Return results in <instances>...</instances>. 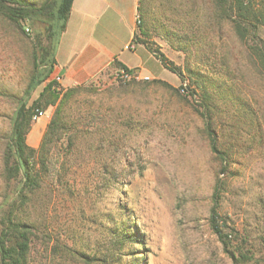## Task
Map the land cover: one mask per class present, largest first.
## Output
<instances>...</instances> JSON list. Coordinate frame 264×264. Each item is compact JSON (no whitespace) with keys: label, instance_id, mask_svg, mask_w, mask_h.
Listing matches in <instances>:
<instances>
[{"label":"rangeland","instance_id":"1","mask_svg":"<svg viewBox=\"0 0 264 264\" xmlns=\"http://www.w3.org/2000/svg\"><path fill=\"white\" fill-rule=\"evenodd\" d=\"M221 2L141 0L150 32L183 49L182 77L166 86L133 71L81 87L64 110V136L47 158L35 156L33 189L4 169L11 119L49 80L61 94L70 87L50 75L26 95L44 69L49 18L20 26L0 14V230L8 221L28 227L31 264H89L66 247L108 253L92 264H264V24L251 21L240 37ZM254 9L264 15V0ZM154 63L144 65L150 75L177 80ZM55 107L33 117L28 146L40 145Z\"/></svg>","mask_w":264,"mask_h":264},{"label":"trees","instance_id":"2","mask_svg":"<svg viewBox=\"0 0 264 264\" xmlns=\"http://www.w3.org/2000/svg\"><path fill=\"white\" fill-rule=\"evenodd\" d=\"M221 3L227 5V17L232 18L236 32L240 37L245 36L249 25L256 26L251 21L264 24V15L254 9V0H222ZM71 6L72 0H45L40 5L30 3L27 0H0V14L18 25H20L22 20L26 19H34L40 16H47L49 18L47 30L50 40L48 48L43 50L44 54L41 61L44 64V69H38L30 78L25 90L26 95H29L30 92L45 82L51 75L55 62L56 45L62 32L65 30ZM138 16L140 26L150 31L145 23V11L141 0H138ZM176 46L178 49L183 50L180 46ZM118 68L133 72V70L126 69L121 64H118ZM167 68L178 75L179 78L182 77V72L179 68L168 66ZM154 80L166 86H171L163 80ZM54 83V81L49 80L44 85L39 97L31 105L27 106V99H22L11 119L10 132L3 153L4 169L6 173L13 177L22 175L24 186L29 189H33L39 181L38 175L34 172L36 154L39 153L40 156L46 155L47 158V146L51 143L59 142L64 136L63 131L68 129L64 110L69 100L83 90L81 88L83 86H71L61 94L52 88ZM48 105L56 106L53 115L46 125L40 145L37 148L30 147L26 143V134L30 129L32 119L33 117H39L38 112L43 111V108ZM207 127L208 129L211 127L209 123ZM208 136L211 150L217 153V138L215 133L209 130ZM210 225L222 243L224 250L228 252L230 242L227 239V235L222 232L214 213L210 218ZM31 236L28 227L19 222L8 221V223H4L3 228L0 230V264H31ZM119 244L120 246L123 245L122 242H119ZM66 252L70 254L73 260L89 264H92L94 261L103 263L108 256V253H104L103 259H96V257H89V255L79 253L69 247H66ZM230 254L232 256L231 252ZM113 258L115 260L118 259L117 255Z\"/></svg>","mask_w":264,"mask_h":264},{"label":"crops","instance_id":"3","mask_svg":"<svg viewBox=\"0 0 264 264\" xmlns=\"http://www.w3.org/2000/svg\"><path fill=\"white\" fill-rule=\"evenodd\" d=\"M137 16L138 0H72L55 49L53 78L64 87L92 85L114 79L121 64L148 79L177 82L167 66L180 68L181 51H170L163 39L140 26ZM150 60H155V73L167 69L177 80L150 75L144 68Z\"/></svg>","mask_w":264,"mask_h":264},{"label":"built area","instance_id":"4","mask_svg":"<svg viewBox=\"0 0 264 264\" xmlns=\"http://www.w3.org/2000/svg\"><path fill=\"white\" fill-rule=\"evenodd\" d=\"M137 21L139 22V16H137ZM117 75L121 78H129L131 76V72H128L125 69L119 68L117 71ZM144 79H148L147 77H143ZM39 116L43 114V111H39Z\"/></svg>","mask_w":264,"mask_h":264},{"label":"water","instance_id":"5","mask_svg":"<svg viewBox=\"0 0 264 264\" xmlns=\"http://www.w3.org/2000/svg\"><path fill=\"white\" fill-rule=\"evenodd\" d=\"M138 70V69H137Z\"/></svg>","mask_w":264,"mask_h":264}]
</instances>
